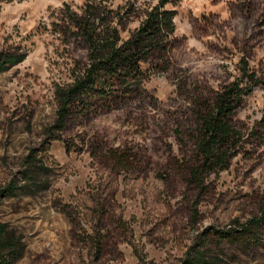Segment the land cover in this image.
Segmentation results:
<instances>
[{
	"label": "rangeland",
	"instance_id": "rangeland-1",
	"mask_svg": "<svg viewBox=\"0 0 264 264\" xmlns=\"http://www.w3.org/2000/svg\"><path fill=\"white\" fill-rule=\"evenodd\" d=\"M89 2L130 10L127 38L159 0L0 1V189L25 171L31 186L0 199L24 248L15 264H264V222L249 242L217 233L238 236L264 210V0H172L171 69L53 140L56 89L88 60L70 18ZM237 80L235 156L193 182L198 114Z\"/></svg>",
	"mask_w": 264,
	"mask_h": 264
},
{
	"label": "trees",
	"instance_id": "trees-1",
	"mask_svg": "<svg viewBox=\"0 0 264 264\" xmlns=\"http://www.w3.org/2000/svg\"><path fill=\"white\" fill-rule=\"evenodd\" d=\"M171 2L159 0L127 38L122 37L119 28L129 20L130 10L117 13L101 4L89 2L82 13L71 15V25L87 45L88 60L84 71L75 74L73 82L56 89L58 109L53 140H60V134L75 120L89 119L93 113L121 108L125 101L143 93L142 88L153 75L171 69L172 51L177 41L176 13L166 8ZM242 88L239 80L227 85L198 114L195 139L198 160L189 170L193 182L198 183L202 176L223 170L235 156L241 136L232 125L231 118L241 104ZM122 159L120 155L117 161ZM38 161L37 155H30L25 163L30 166ZM29 176L30 171H25L20 181L23 185L13 181L0 189V199L29 195L31 186L26 181ZM263 222L264 210L260 218L244 225L238 236L230 230L217 233L223 240L231 238L240 243L249 242L256 237L253 229ZM95 242L99 255L102 253V240ZM23 255L21 240L8 230L7 225L0 223V264H15ZM194 260L186 264H207L201 258Z\"/></svg>",
	"mask_w": 264,
	"mask_h": 264
}]
</instances>
